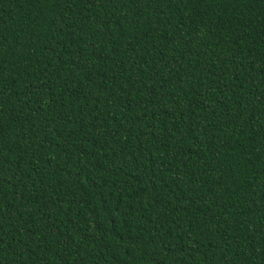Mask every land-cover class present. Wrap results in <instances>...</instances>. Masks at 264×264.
<instances>
[{"label":"trees","instance_id":"1","mask_svg":"<svg viewBox=\"0 0 264 264\" xmlns=\"http://www.w3.org/2000/svg\"><path fill=\"white\" fill-rule=\"evenodd\" d=\"M0 264H264V0H0Z\"/></svg>","mask_w":264,"mask_h":264}]
</instances>
